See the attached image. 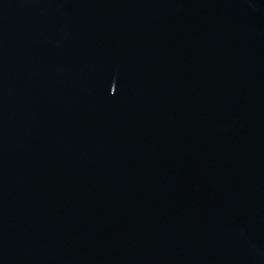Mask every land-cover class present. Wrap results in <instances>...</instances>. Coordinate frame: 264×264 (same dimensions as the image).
Segmentation results:
<instances>
[{"label":"water","instance_id":"1","mask_svg":"<svg viewBox=\"0 0 264 264\" xmlns=\"http://www.w3.org/2000/svg\"><path fill=\"white\" fill-rule=\"evenodd\" d=\"M0 264H264V0H0Z\"/></svg>","mask_w":264,"mask_h":264}]
</instances>
